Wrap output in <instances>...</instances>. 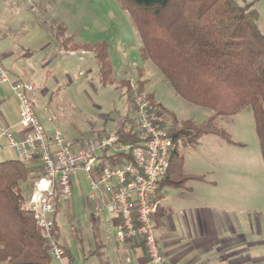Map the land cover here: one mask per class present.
<instances>
[{
  "label": "rangeland",
  "instance_id": "374dc122",
  "mask_svg": "<svg viewBox=\"0 0 264 264\" xmlns=\"http://www.w3.org/2000/svg\"><path fill=\"white\" fill-rule=\"evenodd\" d=\"M237 1L242 5L253 2L252 7L258 11L264 33V0ZM0 29L8 34L3 43H0V51L11 49L16 57L22 54L20 60L11 63L2 61L10 80L17 78L33 82L37 88L34 102L38 117L44 123L47 121V128H60L77 145L93 137L108 139L116 136L120 119L127 117L130 124L136 123L135 101H129L126 95L121 94L122 87L119 83L103 85L99 77V66L92 52L61 48L56 39L61 34L63 40L71 36L73 43H105L108 46L113 76L127 79L135 86L137 81L143 82L144 91L141 95L149 101L148 94L154 93L156 99L180 119H193L201 123L210 116L208 108L190 103L179 96L159 68L153 62L142 59L141 40L129 13L119 0H0ZM1 89L4 90L2 97L9 96L8 122L15 123L20 118L19 100L8 82H0V91ZM166 118L172 125L171 119ZM217 124L242 146L230 148L216 135L204 136L202 145L197 150L180 145V156L174 158L172 167L182 161L183 173L206 171L211 178H215L221 176V167L224 163L227 164L223 159L226 149L243 152L244 158H240L244 160V166L249 168V172L244 174V192L237 190L242 196L234 200L235 205L230 207L229 213L235 220L239 219L246 226L250 225L251 231L259 232L260 228L264 232V161L252 108L248 106L237 114L219 116ZM2 127L5 126H1L0 130ZM4 141L5 139L3 143ZM10 156H17L13 148L0 152V160ZM30 164L39 165V160L32 157ZM235 176L240 178L241 175ZM37 180L30 188L32 193ZM79 181L83 188H87V179L82 172L79 173ZM30 193L31 191L26 194ZM86 193H83L82 201L84 200L86 210L84 227L88 228L91 221L85 204L88 200ZM75 196L76 190L68 200L62 199V208L73 210ZM76 206L77 204L75 209ZM67 218L69 219V213L66 211L63 220ZM65 228L66 225H63V229ZM88 230L85 234H93L92 230ZM85 234L78 239H71L69 243L77 264H101L99 256L92 257L88 248L83 253L81 242L84 241ZM52 264L57 263L52 261Z\"/></svg>",
  "mask_w": 264,
  "mask_h": 264
},
{
  "label": "trees",
  "instance_id": "16d2710c",
  "mask_svg": "<svg viewBox=\"0 0 264 264\" xmlns=\"http://www.w3.org/2000/svg\"><path fill=\"white\" fill-rule=\"evenodd\" d=\"M119 1L129 13L141 40L142 59L153 62L179 96L211 111L201 123L182 120L157 101L154 93L148 94L150 104L171 119L169 134L176 143L180 142L170 154L168 172L156 183L153 200L158 202L167 186H181L200 178L184 174L182 161L178 160L179 163L172 167L174 158L180 156V145L197 148L201 138L209 134L228 144H240L217 124L219 116H231L250 106L264 161V33L253 3L242 5L237 0ZM59 36L56 39L61 48L92 52L103 85L119 83L121 94L136 103L137 96L144 91V83L137 81L135 86L127 79L113 76L105 43H73L71 36L64 40L63 34ZM129 122L127 117L120 119L116 143L138 144V125ZM132 160L129 152H111L108 146L97 158L93 177L98 179L105 168ZM42 175L40 161L39 165H31L30 161L19 158L0 160V264H52L47 239L28 207L30 188ZM29 191L30 195L26 194ZM54 220L56 224L55 217Z\"/></svg>",
  "mask_w": 264,
  "mask_h": 264
},
{
  "label": "built area",
  "instance_id": "2783aa9c",
  "mask_svg": "<svg viewBox=\"0 0 264 264\" xmlns=\"http://www.w3.org/2000/svg\"><path fill=\"white\" fill-rule=\"evenodd\" d=\"M0 82H8L19 100V125L23 130L18 139L11 129L2 128L0 152L13 148L20 160L30 161L33 157L41 162L43 175L34 185L28 207L47 239L46 247L52 259L63 262L66 257L64 246L56 238L53 219L56 202L73 196L77 173L83 171L90 182V196L102 195L106 209L119 218L117 238L141 241L149 264H173L160 250L154 221L158 202L153 200L156 183L168 172L170 154L180 143L169 134L170 123L166 116L139 95L134 105L139 129L137 145L116 143V136L108 139L93 137L77 145L60 128L47 130L41 124L34 102L37 88L33 82L17 78L10 80L2 65ZM108 146L111 152H129L133 160L105 168L95 179L94 165ZM127 261L132 262L131 258Z\"/></svg>",
  "mask_w": 264,
  "mask_h": 264
},
{
  "label": "crops",
  "instance_id": "0c3cea01",
  "mask_svg": "<svg viewBox=\"0 0 264 264\" xmlns=\"http://www.w3.org/2000/svg\"><path fill=\"white\" fill-rule=\"evenodd\" d=\"M259 26L261 28L260 19ZM6 36L8 34L3 33L0 29L1 44ZM16 56V53L14 54L11 49L0 51L1 65L2 61L11 63L22 58V54L19 57ZM2 67L7 71L3 65ZM3 91V89L0 91V127L5 126L2 128L11 129L14 135L20 139L23 134L19 125L20 118L15 123L8 122L9 107L7 102L9 96L2 97ZM39 121L47 130L53 128H47V121L44 123L41 118ZM1 140L3 141V137ZM201 140L198 146L202 145ZM223 142L230 148L242 146L239 141H235L240 143L237 145ZM197 148H192V150H197ZM240 157L244 158L243 152L226 149L223 159L227 164L224 163L221 167V176L211 178L206 171H192L184 174L196 175L200 178L191 179L181 186H167L163 189V196L158 201L155 216L156 236L160 250L168 261L173 264H264V235L262 234L264 232L260 228L259 232L251 231L250 225L246 226L242 220H235L229 213L230 207L235 205V201L242 196L237 190L244 192V174L249 172V168H245L244 160ZM14 158H18V156H10L5 159ZM78 172L83 173L88 186L83 188L79 181V173H77L73 189V195L76 190L77 196H75L76 200L75 198L73 200V210L71 208L68 209L69 211L63 209L61 200L56 202L57 228L55 232L66 250V257L63 262L52 261L57 264H77L69 243L71 239L80 238V235H84L89 229L93 231V234L89 232V235L85 234L86 237L81 242V248L83 253H85V248H88L92 257L99 256L101 264H149L141 242L121 241L117 238L116 234L120 227L119 218L106 209L102 195L96 193L95 197L90 196L89 179L83 171ZM238 174L241 175L240 178L235 176ZM246 185L249 186L248 183ZM85 191L88 197L85 204L91 221V225H87L88 228L84 227L86 210L82 196ZM75 204H77L76 209ZM66 211L69 213V219L63 220V214ZM63 225H66L65 229H63ZM252 236L255 237L252 238ZM252 248L255 249L252 250ZM128 258H131V263L127 261Z\"/></svg>",
  "mask_w": 264,
  "mask_h": 264
}]
</instances>
